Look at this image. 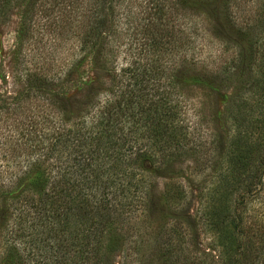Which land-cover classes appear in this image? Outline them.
Returning a JSON list of instances; mask_svg holds the SVG:
<instances>
[{
    "label": "trees",
    "instance_id": "obj_1",
    "mask_svg": "<svg viewBox=\"0 0 264 264\" xmlns=\"http://www.w3.org/2000/svg\"><path fill=\"white\" fill-rule=\"evenodd\" d=\"M238 1L142 0L135 12L138 0H50L68 7L66 24L53 31L72 37L68 76L92 58L98 84L82 87L68 106L51 92L54 78L45 73L26 75L25 98L0 88V264H115L126 224L154 215V176L174 179L176 164L208 152L216 154L209 160L214 180L200 196L201 218L222 255L231 249L226 264L237 263L232 251L245 253L253 242L239 210L264 185V0ZM217 2L225 22L214 34L232 57L199 69V60L187 57L198 29L190 20L212 17ZM235 6L252 13L238 20ZM38 8H46L45 0H0V24L19 11L18 48ZM178 13L184 56L176 65ZM134 15L141 43L128 56L119 40ZM234 85L222 133L212 101ZM196 93L204 100H194ZM30 98L42 101L39 110L27 108ZM206 104L208 120L200 110ZM173 185L172 198L186 205L187 191ZM259 236L261 255L264 230ZM176 251L171 247L167 258Z\"/></svg>",
    "mask_w": 264,
    "mask_h": 264
},
{
    "label": "rangeland",
    "instance_id": "obj_2",
    "mask_svg": "<svg viewBox=\"0 0 264 264\" xmlns=\"http://www.w3.org/2000/svg\"><path fill=\"white\" fill-rule=\"evenodd\" d=\"M141 1L138 0V4L135 3L133 11L139 12ZM45 3L46 8L37 9L31 29L23 36V47L18 48L21 27L19 11L13 10L8 21L0 24V88L6 95L18 94L20 98H25V92L28 89L26 75L31 71L45 73L54 78L50 84L51 92L68 106L73 98L81 96L82 87L98 84L99 70L93 66L92 58H90L80 69V74L75 77L68 76L67 62L71 57L72 37L65 34L57 38L53 34V31L62 29L66 24L68 7L65 2L55 7L51 6L50 0H45ZM237 3L243 4L244 1L240 0ZM215 5L216 7L211 10L213 18L200 14L193 21L190 20V23L198 27L196 31L199 35L195 34L196 31L192 32L196 41L187 50V57L198 59L197 68L199 69L212 68L232 57L233 49L222 53L224 44L214 34L217 28L224 31L222 24L225 22L221 21L223 20L222 3L217 2ZM234 10L239 12H235L240 15L238 20L247 12L240 11L238 6H235ZM251 13L252 11L247 12L248 16ZM176 17L178 20L173 21L176 42H174L175 47L171 57L174 58L176 65H179L184 56V50L179 42L182 16L178 13ZM134 19L127 23L125 26L127 33L125 32L124 38L119 40L120 49L124 50V55L128 56L134 55L141 43L139 20L136 15ZM236 89L237 85H234L227 91H218L212 101L214 115L218 116L216 125L222 133H225V128L222 126L224 104ZM191 95L194 100H204L200 97V93ZM41 103V100L30 98L26 106L37 111ZM200 110L201 116L204 115L206 120L211 119L207 104L200 105ZM215 156V152H208L200 156H192L193 158H187L176 164L174 170L177 171L174 175L177 176L174 179L160 174L154 176L155 185L152 188L154 215L139 214L126 224V239L115 258V264H226L231 249L225 257L222 255L220 252L222 248L217 246L215 235L208 229L200 214V196L206 193L214 180L211 162L213 163ZM174 183L180 184L187 191L186 205H179L177 200L172 198L176 191ZM237 198L241 199L236 195L234 199ZM236 205L237 203L234 202L231 207ZM181 206L186 207L184 215L179 213ZM239 212L243 216L244 233H248L253 242L247 245L245 253L243 250L236 253L234 249L232 255L237 257H235L237 263L239 261L241 264H264V252L259 255L261 236L257 237L258 233L264 230V185L258 193L246 198ZM173 228L177 229V232L171 236V245L169 234ZM171 247L176 248L177 251L170 259L167 256Z\"/></svg>",
    "mask_w": 264,
    "mask_h": 264
}]
</instances>
